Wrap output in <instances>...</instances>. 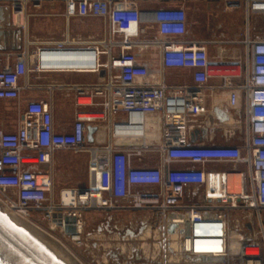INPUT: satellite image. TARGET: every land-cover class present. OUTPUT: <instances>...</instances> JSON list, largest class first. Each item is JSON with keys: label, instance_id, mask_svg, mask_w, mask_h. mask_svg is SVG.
<instances>
[{"label": "built area", "instance_id": "built-area-1", "mask_svg": "<svg viewBox=\"0 0 264 264\" xmlns=\"http://www.w3.org/2000/svg\"><path fill=\"white\" fill-rule=\"evenodd\" d=\"M37 1L0 3L10 7L15 27L23 31L28 6ZM224 2L243 9L247 32L251 16L264 14V0ZM64 15L101 18L108 34L93 39L68 32L60 40L39 41L32 51L9 53L0 60V100H20L27 89L23 78L31 71H105L103 81L77 87V104L96 109L76 111L71 129L59 132L51 103L29 100L15 131L0 127L1 203L41 229L39 222L56 228L78 247L86 245L87 211H148L152 220L145 233L155 238L157 249L144 253L150 264H264V39L245 40L244 82L225 85L231 107L244 100V145H199L191 143L189 128L204 111L199 93L213 61L209 41L175 38L187 30L185 9L155 11L161 37L150 43L160 47L165 68L193 69L194 85L170 86L138 63L132 37L143 17L135 0H65ZM150 117L159 119L158 132L149 129ZM90 125L96 127L93 142L87 138ZM100 128L109 130V140L97 143ZM59 149L88 153V178L56 193L52 174L36 166L49 164ZM176 162L232 168L173 166ZM67 226L75 230L66 232ZM91 254L99 260L90 264H109L105 254Z\"/></svg>", "mask_w": 264, "mask_h": 264}, {"label": "crops", "instance_id": "crops-1", "mask_svg": "<svg viewBox=\"0 0 264 264\" xmlns=\"http://www.w3.org/2000/svg\"><path fill=\"white\" fill-rule=\"evenodd\" d=\"M142 13L143 21L138 34L132 40L138 63L156 71L170 86L194 85V70L190 68H165L162 51L150 42L159 39L155 11L161 8L182 7L187 13V30L175 38L182 42L209 41V56L213 61L208 82L200 90L199 97L203 113L193 116L189 128L191 143L199 145H239L245 143L243 122L244 100L237 107L228 103L229 89L225 86L241 85L244 82L243 64L247 57L245 40L264 39V14L252 15L248 24L243 9L227 8L224 0H135ZM0 5H3L0 3ZM65 0H39L28 6V27L22 31V48L35 49L39 41L60 40L69 32L73 37L103 39L108 34L105 20L95 17L67 20ZM7 12L5 11V16ZM9 19V18H8ZM12 28H16L11 14ZM11 43V40H6ZM16 50L0 49V60ZM14 56H11V60ZM106 78V72H33L23 78L27 86L20 100H0V127L15 131L23 118V110L29 100H46L54 111V125L59 132L71 129L76 111L95 110L94 106L77 104V87H88ZM72 108L73 116L59 117V111ZM149 129L160 130L157 117H150ZM198 130V133H193ZM109 130L100 128L95 137L97 143L109 140ZM88 153H75L59 149L52 154L49 164L36 166L54 177L57 193L64 187H78L87 182ZM176 162L173 166H192ZM211 170H229V163L194 164ZM244 168L243 164L238 165ZM190 200H198L188 196ZM86 245H74L75 253L106 255L109 264H150L144 253H157L155 238L146 230L152 220L148 211L138 210H90L84 214ZM92 257V254H91ZM92 261V260H91ZM94 261V260H93Z\"/></svg>", "mask_w": 264, "mask_h": 264}, {"label": "water", "instance_id": "water-1", "mask_svg": "<svg viewBox=\"0 0 264 264\" xmlns=\"http://www.w3.org/2000/svg\"><path fill=\"white\" fill-rule=\"evenodd\" d=\"M10 25V7L0 5V49L21 50L22 30ZM6 40H11V43ZM95 131V126H88L87 138L90 142L94 141ZM195 133H198V130L193 136ZM81 191H84V188H81ZM66 220L74 221L75 218L67 217ZM170 229L172 230L173 226ZM65 230L72 232L75 227L67 226ZM70 253L59 240L0 202V264H81L76 256Z\"/></svg>", "mask_w": 264, "mask_h": 264}, {"label": "rangeland", "instance_id": "rangeland-1", "mask_svg": "<svg viewBox=\"0 0 264 264\" xmlns=\"http://www.w3.org/2000/svg\"><path fill=\"white\" fill-rule=\"evenodd\" d=\"M68 111H69L68 113H65L64 110H60L59 111V117H62V115L64 117L65 116L72 117L73 116L72 108H69ZM38 224L41 227H43L42 229L44 231H46L47 233H49L50 235H52L55 239L59 240V242L62 245H64V248L68 252L70 251L74 256H76V258L80 261L81 264H90L93 260H94L93 262L96 263L97 260H99L97 258V256H95L94 259H93V257H91V254L85 253L83 250L80 251V253H75V250H76L75 246L70 241H68V239L65 236H63L62 233L59 230H57L56 228H53V227L48 226V224H46L45 222H39Z\"/></svg>", "mask_w": 264, "mask_h": 264}]
</instances>
